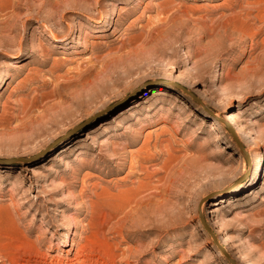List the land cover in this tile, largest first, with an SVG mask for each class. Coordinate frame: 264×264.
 <instances>
[{
    "label": "rangeland",
    "instance_id": "374dc122",
    "mask_svg": "<svg viewBox=\"0 0 264 264\" xmlns=\"http://www.w3.org/2000/svg\"><path fill=\"white\" fill-rule=\"evenodd\" d=\"M83 237L92 264H264V0H0V264Z\"/></svg>",
    "mask_w": 264,
    "mask_h": 264
},
{
    "label": "bare ground",
    "instance_id": "6f19581e",
    "mask_svg": "<svg viewBox=\"0 0 264 264\" xmlns=\"http://www.w3.org/2000/svg\"><path fill=\"white\" fill-rule=\"evenodd\" d=\"M3 76V75H2ZM3 78V77H2ZM207 110V109H206ZM207 113L208 114H210V115H212L211 114V112L209 111V110H207ZM215 119H218V121L220 122V120L221 119H219V118H216V116H215ZM235 122V121H234ZM234 122H233V125H234ZM235 124H237V123H235ZM230 125V124H229ZM232 127V126H231ZM234 127H236L235 125H234ZM233 130H234V128H232ZM236 131H237V133L242 137V139H243V135H244V132L245 131H243L240 127L239 128H237L236 127ZM243 131V132H242ZM233 136V137H232ZM229 141L230 142H232L235 146H236V148H238V149H240V150H243L244 151V149H243V145H242V143L240 142V139L238 138V136H237V134H236V132H235V130H234V134L233 133H231L230 135H229ZM258 143H256V145H257ZM244 154H245V156H246V158H247V160H248V162H250V156H249V154H247V152H243ZM259 162H260V160L259 161H256V163L254 164V167H255V169H253V171H252V175H253V177L252 178H255L256 177V170L258 169V167H259ZM143 187H145V186H143ZM134 200V199H133ZM133 202V201H132ZM135 202V201H134ZM204 200L203 201H201V203H200V206H199V209H198V215H199V220H200V222H201V224H202V226L204 227V229L208 232V233H211V235H212V237L215 239V237H214V235L212 234V231H211V229L208 227V225H207V223L205 222V219H204V217H203V213H202V207H203V204H204ZM131 206V205H130ZM215 211H213L212 213H214ZM90 225H91V223H90ZM211 226H213V225H211ZM93 227H90V229H91V232L93 231V229H92ZM94 232V231H93ZM96 232V231H95ZM98 233V232H97ZM95 234V233H94ZM88 240H89V238H84L83 237V241H82V243H80V244H77V246H78V252H71V251H67V255H66V259H55L54 261H55V263H52V264H92V262L89 260V259H87V258H85V255L84 254H86L85 252H86V249L88 248ZM227 241V240H226ZM225 242V241H224ZM228 243V242H227ZM226 243V244H227ZM67 244V243H66ZM73 245V244H72ZM219 245V244H218ZM76 246V245H75ZM228 255H229V257L232 259V257H231V255L226 251V249L222 246V245H219ZM229 246V245H228ZM219 247V248H220ZM88 255V254H87ZM233 260V259H232ZM234 261V260H233Z\"/></svg>",
    "mask_w": 264,
    "mask_h": 264
},
{
    "label": "water",
    "instance_id": "95a60500",
    "mask_svg": "<svg viewBox=\"0 0 264 264\" xmlns=\"http://www.w3.org/2000/svg\"><path fill=\"white\" fill-rule=\"evenodd\" d=\"M212 114V113H211ZM220 122H222L223 124H225L226 125V127L228 128V130L230 131V133H233L234 134V130L232 129V127L227 123V122H225V121H223V120H220ZM211 234V233H210ZM215 240V239H214ZM220 246L218 245V248H219ZM220 250H221V252L226 256V258L232 263V264H236L230 257H229V255L220 247L219 248Z\"/></svg>",
    "mask_w": 264,
    "mask_h": 264
}]
</instances>
